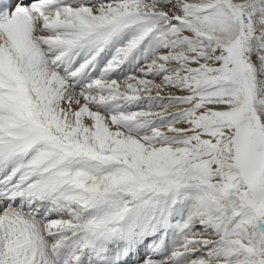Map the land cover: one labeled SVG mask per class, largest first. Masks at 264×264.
<instances>
[{
    "label": "snow or ice",
    "instance_id": "obj_1",
    "mask_svg": "<svg viewBox=\"0 0 264 264\" xmlns=\"http://www.w3.org/2000/svg\"><path fill=\"white\" fill-rule=\"evenodd\" d=\"M0 264H264V0H0Z\"/></svg>",
    "mask_w": 264,
    "mask_h": 264
}]
</instances>
